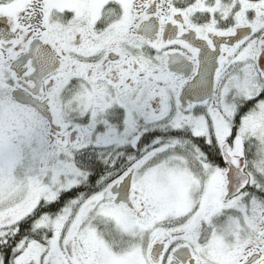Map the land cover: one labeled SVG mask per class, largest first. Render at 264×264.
Returning <instances> with one entry per match:
<instances>
[{
    "label": "snow or ice",
    "instance_id": "snow-or-ice-1",
    "mask_svg": "<svg viewBox=\"0 0 264 264\" xmlns=\"http://www.w3.org/2000/svg\"><path fill=\"white\" fill-rule=\"evenodd\" d=\"M0 264H264V0H0Z\"/></svg>",
    "mask_w": 264,
    "mask_h": 264
}]
</instances>
